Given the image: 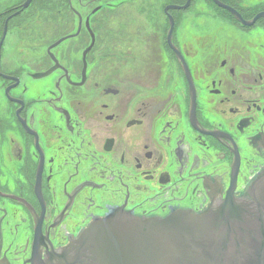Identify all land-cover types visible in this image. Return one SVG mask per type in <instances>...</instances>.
Instances as JSON below:
<instances>
[{
	"label": "flooded vegetation",
	"instance_id": "af4514ba",
	"mask_svg": "<svg viewBox=\"0 0 264 264\" xmlns=\"http://www.w3.org/2000/svg\"><path fill=\"white\" fill-rule=\"evenodd\" d=\"M263 169L264 0H0L1 263Z\"/></svg>",
	"mask_w": 264,
	"mask_h": 264
},
{
	"label": "water",
	"instance_id": "95a60500",
	"mask_svg": "<svg viewBox=\"0 0 264 264\" xmlns=\"http://www.w3.org/2000/svg\"><path fill=\"white\" fill-rule=\"evenodd\" d=\"M30 264H264V169L242 193L212 198L200 212L112 211Z\"/></svg>",
	"mask_w": 264,
	"mask_h": 264
}]
</instances>
